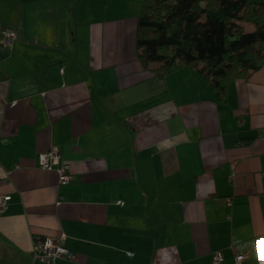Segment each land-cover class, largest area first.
<instances>
[{"label":"crops","instance_id":"0c3cea01","mask_svg":"<svg viewBox=\"0 0 264 264\" xmlns=\"http://www.w3.org/2000/svg\"><path fill=\"white\" fill-rule=\"evenodd\" d=\"M141 4L0 0V264H50L42 237L72 253L53 264H264V63L219 98L186 66L159 79Z\"/></svg>","mask_w":264,"mask_h":264},{"label":"trees","instance_id":"16d2710c","mask_svg":"<svg viewBox=\"0 0 264 264\" xmlns=\"http://www.w3.org/2000/svg\"><path fill=\"white\" fill-rule=\"evenodd\" d=\"M135 49L143 67L159 63V79L186 66L219 98L230 82L249 80L263 67L264 0H142Z\"/></svg>","mask_w":264,"mask_h":264},{"label":"built area","instance_id":"2783aa9c","mask_svg":"<svg viewBox=\"0 0 264 264\" xmlns=\"http://www.w3.org/2000/svg\"><path fill=\"white\" fill-rule=\"evenodd\" d=\"M15 38V34L10 31L5 32V36L3 38V43L4 44H9L12 39ZM60 152L57 148L52 147L46 152L41 153L40 158H41V166L44 169H50L59 158H60ZM61 182H64L67 180V175L65 174V170L63 169L61 171ZM9 199V196H1L0 197V210H4L7 201ZM231 203V201H229ZM36 247L33 251V259L35 261H40L43 263H51L54 262L56 259L64 258L68 259L72 257V254L70 251L66 250L63 245H62V240L61 239H47L44 238L42 241L37 242ZM235 264H243L245 260V255L244 254H236L234 258ZM224 256L220 253L217 252L213 256V264H224Z\"/></svg>","mask_w":264,"mask_h":264},{"label":"rangeland","instance_id":"374dc122","mask_svg":"<svg viewBox=\"0 0 264 264\" xmlns=\"http://www.w3.org/2000/svg\"><path fill=\"white\" fill-rule=\"evenodd\" d=\"M175 1L176 0H170L171 3H174ZM244 25L247 27V29L251 27V25H249V24H244Z\"/></svg>","mask_w":264,"mask_h":264}]
</instances>
